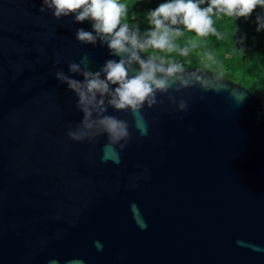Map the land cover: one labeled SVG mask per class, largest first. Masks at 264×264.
<instances>
[{"label": "water", "instance_id": "obj_1", "mask_svg": "<svg viewBox=\"0 0 264 264\" xmlns=\"http://www.w3.org/2000/svg\"><path fill=\"white\" fill-rule=\"evenodd\" d=\"M78 26L0 0V264H264V101L184 66L186 85L140 108L144 134L105 100L128 133L102 159L105 134L67 135L82 112L55 75L113 58Z\"/></svg>", "mask_w": 264, "mask_h": 264}, {"label": "clouds", "instance_id": "obj_2", "mask_svg": "<svg viewBox=\"0 0 264 264\" xmlns=\"http://www.w3.org/2000/svg\"><path fill=\"white\" fill-rule=\"evenodd\" d=\"M256 31L264 30V0H158L154 7L143 12L145 23L141 37L138 25L130 27L126 0H40V8H48L56 18L71 16L74 21L88 20L90 28L78 26L75 38L84 43L100 39L106 43L113 58H108L96 70L81 67L76 61L69 63L70 72H80L83 79L57 70L55 75L66 83L77 96V105L82 112L80 124L69 128L72 139L94 136L97 132L106 135L102 159L118 160L116 144L128 133L127 122L105 112L106 104L117 110L129 109L136 117V126L141 134L147 126L140 112L145 104L155 101L157 91H166L173 86L186 85L188 80L183 63L148 50L186 55L190 43L179 45L178 38L186 30L197 36L221 35L214 22L216 17H249L254 9ZM86 60L85 57L81 58ZM133 62L136 67L133 68ZM184 106V102H180ZM97 113V115H93ZM146 222L141 227H146ZM97 248L101 244L97 241ZM79 264H84L80 261Z\"/></svg>", "mask_w": 264, "mask_h": 264}, {"label": "trees", "instance_id": "obj_3", "mask_svg": "<svg viewBox=\"0 0 264 264\" xmlns=\"http://www.w3.org/2000/svg\"><path fill=\"white\" fill-rule=\"evenodd\" d=\"M129 12L136 13L129 16L130 27L138 25L141 37L148 26L143 12L154 7L158 0H126ZM257 9L247 17L229 18L216 17L214 22L221 35L214 34L197 36L186 30L178 38L179 45L190 43V50L186 55L178 51L171 53L148 50L149 54L156 51L165 57H172L184 66L211 71L228 80L239 83L258 95L264 101V30L256 31L254 16Z\"/></svg>", "mask_w": 264, "mask_h": 264}]
</instances>
